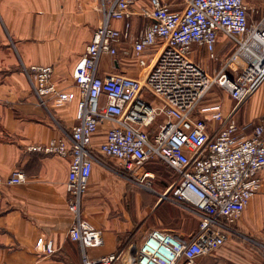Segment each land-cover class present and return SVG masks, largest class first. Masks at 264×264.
I'll use <instances>...</instances> for the list:
<instances>
[{
    "label": "built area",
    "instance_id": "1",
    "mask_svg": "<svg viewBox=\"0 0 264 264\" xmlns=\"http://www.w3.org/2000/svg\"><path fill=\"white\" fill-rule=\"evenodd\" d=\"M139 1L101 0V25L74 71L80 96L77 124L70 137L30 150L71 158L66 189L73 225L68 236L80 246L83 264H199L226 243L252 198L264 188V116L248 136L241 134L234 119L264 85V0H257L262 7L249 0H182V11H172L162 0H146L140 14L150 24L132 45L144 76H101L103 56H117L122 40L131 37V8ZM114 20L125 22L124 31L112 25ZM222 38L232 51L212 77L193 54L200 49L217 60ZM28 72L41 99L74 98L58 93L52 66H34ZM215 85L235 102L229 115L222 102L205 103ZM105 123L110 128L99 151L119 159L131 179L137 180V172L155 160L176 173L170 194L199 217L192 237L154 229L140 246L129 243L97 259L88 256L89 248L105 242L103 230L83 213L97 161L93 139ZM148 178L149 173L143 174L141 183ZM25 180L17 171L8 183ZM44 246L46 253L55 252L52 242Z\"/></svg>",
    "mask_w": 264,
    "mask_h": 264
},
{
    "label": "crops",
    "instance_id": "2",
    "mask_svg": "<svg viewBox=\"0 0 264 264\" xmlns=\"http://www.w3.org/2000/svg\"><path fill=\"white\" fill-rule=\"evenodd\" d=\"M249 1L262 7L257 0ZM162 2L172 11L184 8L182 0ZM100 5L101 0H0V264H83L80 246L68 236L73 225L66 189L71 158L32 151L30 147L68 138L77 124L80 96L74 71L86 55L94 31L101 25ZM144 5L146 0L132 6L131 37L122 40L117 56H103L101 76H144V69L132 54L133 39L150 24V19L140 14ZM112 25L120 31L125 29L121 20L112 21ZM231 51L222 38L217 60L222 55L224 61ZM203 53L206 54L195 49L193 59ZM34 66H52L58 93H70L74 98L41 99L28 72ZM222 92L224 101L215 97L207 104L220 101L224 113L229 115L235 102ZM251 99L255 101L249 106ZM263 116L264 85L239 108L234 119L241 126V134L248 136ZM251 124L253 127L246 133ZM109 128L110 125L101 124L93 139L97 161L84 197V217L103 230L105 241L103 246L87 250L91 259L121 250L132 238L142 242L154 230L142 231L143 218L138 212L133 216L126 205L133 199L137 211L141 207L143 198L135 186L143 184L141 178L145 173L150 174L146 183L151 184L156 177L147 165L156 166L155 169L157 165L163 167L157 168L165 182L160 187L169 201L179 203L172 194L168 195L174 182L169 184L170 168L164 162H148L137 172V180H133L119 159L100 153L99 147ZM17 171L25 174V182L9 184V178ZM169 230L190 238L198 229ZM234 230L222 247L202 257L199 264H264V188L252 198ZM47 242L53 243V254L46 253Z\"/></svg>",
    "mask_w": 264,
    "mask_h": 264
},
{
    "label": "rangeland",
    "instance_id": "3",
    "mask_svg": "<svg viewBox=\"0 0 264 264\" xmlns=\"http://www.w3.org/2000/svg\"><path fill=\"white\" fill-rule=\"evenodd\" d=\"M224 58L225 57L221 55L219 60L211 61L208 59V56L203 53L201 57H195V60L208 71L210 76L214 77L216 75V72L220 70ZM215 97L224 101L223 92L217 85L213 87L211 93L206 98L205 103L208 102L209 99ZM254 101V99H251L248 102L249 106ZM253 125L254 124H251L249 127H247V129H245V132L248 133ZM155 167L156 166L150 165L146 166V168L153 169L156 173V177L151 182V184L143 183L138 185V187L135 186L136 192L143 198V201L141 207L137 211V206L133 202V199H129L126 205H129L130 213L133 216L138 213L139 215H141L145 222V224L143 223L144 227H141L143 229L142 231L151 229H181L184 231L187 229H191L192 231H196L199 227L198 215L194 211L187 209L186 205L171 202L166 198V196H164V189L160 187V183L163 184L165 182L163 180L162 174L157 173V168L162 169L163 167L158 165L156 169ZM167 172H169L168 181L169 184H171L172 182H174V179L176 177L175 172L171 168L168 169ZM129 182L131 183L132 181ZM169 194L170 193H168V195ZM161 198L164 199L161 201ZM129 243H134L135 245L137 244L138 246H140L141 241H138L136 238H132Z\"/></svg>",
    "mask_w": 264,
    "mask_h": 264
}]
</instances>
